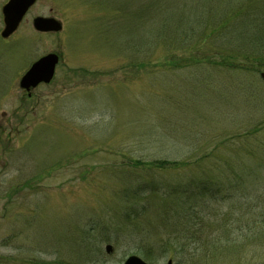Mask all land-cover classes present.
<instances>
[{
    "label": "rangeland",
    "instance_id": "obj_1",
    "mask_svg": "<svg viewBox=\"0 0 264 264\" xmlns=\"http://www.w3.org/2000/svg\"><path fill=\"white\" fill-rule=\"evenodd\" d=\"M146 1L37 0L5 41L0 0V264H264V0ZM49 54L54 80L20 89ZM224 177L233 199L160 244L164 199L142 187Z\"/></svg>",
    "mask_w": 264,
    "mask_h": 264
},
{
    "label": "trees",
    "instance_id": "obj_2",
    "mask_svg": "<svg viewBox=\"0 0 264 264\" xmlns=\"http://www.w3.org/2000/svg\"><path fill=\"white\" fill-rule=\"evenodd\" d=\"M221 2V0H219ZM228 0H225L227 2ZM231 3L238 0H229ZM165 2H162V0H147L146 1V7L145 8H173V4H169L167 6H160L163 5ZM230 3V2H228ZM232 5V4H231ZM206 4L193 6L192 8H207L205 7ZM181 8H187L186 6H183ZM191 8V7H189ZM237 8H240L239 10L242 12H246L245 8H256L254 4V0H243L240 7L237 6ZM183 25V24H182ZM185 31H188L189 29H182ZM214 53L218 52V50L214 49ZM231 58L235 61L236 59ZM252 58V55H246V59L250 60ZM228 63V62H225ZM139 163V162H138ZM137 163V164H138ZM140 164V163H139ZM148 167H154L158 170H170V169H180L184 166L183 164H180L176 161H161V162H148L145 163ZM189 167V165H186ZM234 174V173H233ZM231 178V177H230ZM230 178L224 177V182H217L216 180H210L209 182H192L187 184H180L177 186H169V187H162L159 191L157 187H154L155 192H146L147 186L144 185L141 189L142 192L145 194H154L159 193L164 199V212L162 214L159 213V219L158 221H151L148 220V226L154 227L157 224V227L162 228V231H160L161 234L160 238L159 236L156 238L157 241L160 242V244H164L165 247H167L168 250H171L179 245L180 243L178 240L186 241L189 239V237L194 233V229L197 227V225H201L202 216L201 212L199 211L200 206L206 207V210L208 208V202H219L221 201H228L233 199V196L231 195V189L232 186L226 183V181L230 180ZM217 182V183H216ZM153 187V186H152ZM146 190V191H144ZM135 199V198H134ZM176 213V215H175ZM141 212L139 213L136 210H133L130 212V214L127 217V221L129 226H133L137 223V218L141 216ZM164 215H171L175 216L179 219H174L173 217H166L164 218ZM145 216V215H144ZM143 216V217H144ZM145 218V217H144ZM148 228V227H146ZM143 238L149 239L152 235V232L142 230ZM191 234V235H189ZM182 235V237H180ZM193 236V235H192ZM198 252V251H197Z\"/></svg>",
    "mask_w": 264,
    "mask_h": 264
},
{
    "label": "water",
    "instance_id": "obj_3",
    "mask_svg": "<svg viewBox=\"0 0 264 264\" xmlns=\"http://www.w3.org/2000/svg\"><path fill=\"white\" fill-rule=\"evenodd\" d=\"M37 3V0H9L3 7V22L4 29L1 32V38L4 40L12 37L20 28L29 10ZM34 29L39 33H61L63 25L61 22L54 18L38 17L33 21ZM59 64V57L56 54H49L43 57L30 67V70L21 78L20 89L26 92L35 90L40 85H49L56 72V67ZM264 80V74H261ZM110 254L112 248L109 246L106 249ZM124 264H148L142 259L132 256ZM168 264H172L171 261Z\"/></svg>",
    "mask_w": 264,
    "mask_h": 264
}]
</instances>
